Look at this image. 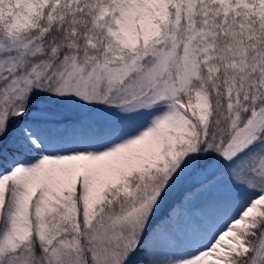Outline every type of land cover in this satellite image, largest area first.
I'll return each mask as SVG.
<instances>
[{"label": "snow or ice", "instance_id": "1", "mask_svg": "<svg viewBox=\"0 0 264 264\" xmlns=\"http://www.w3.org/2000/svg\"><path fill=\"white\" fill-rule=\"evenodd\" d=\"M0 264H264V0H0Z\"/></svg>", "mask_w": 264, "mask_h": 264}]
</instances>
